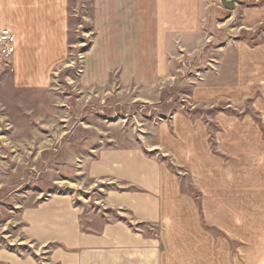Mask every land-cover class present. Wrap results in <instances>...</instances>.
<instances>
[{
  "label": "crops",
  "instance_id": "crops-1",
  "mask_svg": "<svg viewBox=\"0 0 264 264\" xmlns=\"http://www.w3.org/2000/svg\"><path fill=\"white\" fill-rule=\"evenodd\" d=\"M83 1L0 0V28L13 31L15 47L7 64L0 59V85L10 78L12 87H44L67 67L71 22L82 13ZM219 5L218 0H94L97 35L79 61L80 86L104 88L115 80L119 88L153 92L180 81L176 59L184 50L195 54L209 47L206 61L195 70L199 77L194 72L186 79L190 87L181 88L184 95L166 92L160 109L169 116L146 123L138 144L121 145L122 137L95 132L97 146L78 159L82 175L107 187L103 207L85 211L69 192L25 207L23 234L48 247L47 260L6 253L2 262L264 264V0H236L225 20L238 22L234 35L227 36L225 28L223 42L214 40L219 47L200 43L202 16L209 9L222 12ZM198 107L211 112L209 118L200 116ZM79 114L94 115L85 107ZM80 121L65 120V139ZM85 121L80 128L93 131ZM223 184L236 189L229 195L218 190ZM190 185L203 191L208 186L207 198H194ZM80 186L79 181L65 187L79 192ZM200 207L209 208L208 216H201ZM220 207L226 211L218 215L214 209Z\"/></svg>",
  "mask_w": 264,
  "mask_h": 264
},
{
  "label": "rangeland",
  "instance_id": "rangeland-1",
  "mask_svg": "<svg viewBox=\"0 0 264 264\" xmlns=\"http://www.w3.org/2000/svg\"><path fill=\"white\" fill-rule=\"evenodd\" d=\"M93 3L94 0H86L82 13L73 18L67 67L64 65L60 68L51 81L45 82L46 86L35 89L16 88L12 87L13 81L10 78L7 86L4 83L0 85V258L6 253H17L20 256H34L39 261L47 260L48 247H40L32 240L26 239L23 234L21 212L25 207L34 205L54 193L65 192L73 194L76 204H81L85 211L96 213L97 207H103L101 198L107 187L101 185L102 182L93 184L85 174L82 175L80 171L82 164L78 159L87 154L90 148L97 146L98 138L95 132L99 131L102 135L112 137L120 136L121 145L138 144V141L141 142L143 139V131L147 130L146 123H154L157 119L169 116L170 112L163 113L160 109L165 108L163 99L166 92L168 94L185 92L181 88L187 90L190 87L187 83L189 79H186L192 77L193 73H196L195 70H201L206 61L205 55H208L209 47L201 48L195 54L185 53L184 50L176 59V66L182 73L179 74L180 81L172 80L171 84L158 87L153 92L140 86L119 88L115 80L104 88L80 86L77 82V74L81 67L79 61L97 35ZM217 9L222 12L209 9V13L202 16V23L205 26L204 31L200 33V43L206 42L208 45L219 47L218 44L222 43L225 37V28L228 31L226 35L232 36L233 28L238 22L234 19L226 25L228 21L225 20L229 12L220 5ZM210 21L222 24L210 26ZM211 28L214 30H210ZM218 31L221 32L218 34ZM213 34L215 37H209ZM244 34L250 36L251 33ZM159 35L166 38V33L160 31ZM215 39L220 42L216 44ZM182 59L186 60V64ZM198 75L200 74L196 73L194 76L199 77ZM148 98L154 102L149 101L145 104V99ZM187 105L190 107V104ZM84 107L94 115L88 117L80 115ZM197 109L200 116L209 118L211 112L207 113L208 110H204L203 107ZM235 113L241 114L239 111ZM66 119L69 122L73 120L74 123L82 120L76 124L78 128L74 129L73 135L68 139H65L66 132L63 131ZM85 120L93 124V128H88L93 131H84L80 128L87 122ZM118 121L124 122L126 126L111 125ZM80 135L82 138L78 137ZM78 140H82L83 143H77ZM79 181L81 182L79 192L66 189L65 186L68 184L77 187ZM208 188L206 186L204 191L198 188H193L194 192L190 191L191 189L187 191L199 200L207 198ZM235 189V186L229 184L218 186V190L228 191L229 195ZM214 211L219 215L224 214L226 210L220 207ZM250 211L258 213V208H252ZM200 214L208 216L209 208L200 207ZM202 226L206 228L204 230L208 229L207 224ZM0 264L5 263L0 259Z\"/></svg>",
  "mask_w": 264,
  "mask_h": 264
},
{
  "label": "built area",
  "instance_id": "built-area-1",
  "mask_svg": "<svg viewBox=\"0 0 264 264\" xmlns=\"http://www.w3.org/2000/svg\"><path fill=\"white\" fill-rule=\"evenodd\" d=\"M14 33L9 27L0 28V59L8 63L14 53Z\"/></svg>",
  "mask_w": 264,
  "mask_h": 264
},
{
  "label": "water",
  "instance_id": "water-1",
  "mask_svg": "<svg viewBox=\"0 0 264 264\" xmlns=\"http://www.w3.org/2000/svg\"><path fill=\"white\" fill-rule=\"evenodd\" d=\"M225 9H233L236 0H218Z\"/></svg>",
  "mask_w": 264,
  "mask_h": 264
}]
</instances>
